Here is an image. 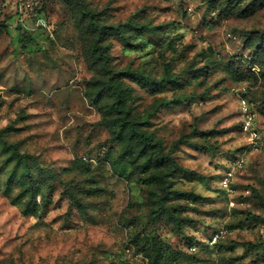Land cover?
<instances>
[{
	"label": "rangeland",
	"instance_id": "obj_1",
	"mask_svg": "<svg viewBox=\"0 0 264 264\" xmlns=\"http://www.w3.org/2000/svg\"><path fill=\"white\" fill-rule=\"evenodd\" d=\"M80 2L44 0L49 38L18 30L0 0V264H264V146L249 145L240 114L245 98L263 142L264 0ZM91 17L143 27L127 30L130 44L107 39L113 68L174 76L154 88L124 80L137 118L184 100L143 127L164 152L186 141L170 196L142 183L88 97L100 77ZM241 156L229 193L220 181ZM218 229L227 236L206 246Z\"/></svg>",
	"mask_w": 264,
	"mask_h": 264
},
{
	"label": "trees",
	"instance_id": "obj_2",
	"mask_svg": "<svg viewBox=\"0 0 264 264\" xmlns=\"http://www.w3.org/2000/svg\"><path fill=\"white\" fill-rule=\"evenodd\" d=\"M6 1L12 6L16 18L17 13L15 5L8 0ZM75 1L77 5L82 4L80 0ZM80 9L83 11L82 8ZM43 12L45 16H47L45 5L43 7ZM22 28L23 27H18V30L23 31L24 28ZM89 28L95 35L90 51V62L93 68L98 71L100 77L95 80L94 89L89 93V96H87L90 98L92 105L102 113V125L108 128L113 133V136L124 144L126 155H130V157H128V162L136 169L140 170L141 174L145 176L141 179L142 183L144 185H157V188L162 193V197L170 196L172 193L168 188L171 183V178L179 172L186 171V169L179 165L172 156L173 149L179 143H185L186 141L184 138H181L172 144L169 151L164 152L161 142L153 133H148L143 127L150 123L151 117L159 109L169 107L176 103L182 104L184 100H160L158 101V105L150 113L140 119L133 113V107L129 103L132 99V91L125 84L124 80L130 79L144 87L154 88L166 82H175L174 76L165 75L158 81L148 76L145 72L134 70L131 67L116 70L111 66V55L108 47L105 45L107 39L109 37H116L124 43L130 44V37L126 33L127 30L130 28L141 30L143 27L140 25L132 21L120 25H102L98 23L94 17H91ZM27 36L28 35H24V40L27 38L29 40L33 39ZM108 100H110V102H108ZM11 148H13L17 158L22 162H26V157L24 155L20 154L15 147L11 146ZM181 222L183 223V221ZM220 230L222 229L215 230L211 233L205 241L206 246H209V240L213 234ZM225 236H227V234ZM223 238L221 240H223ZM221 240L213 246H216ZM187 248L190 251H192V248H195V251L192 252H196L198 246L191 243ZM149 262L151 264H159V262L153 263L151 259Z\"/></svg>",
	"mask_w": 264,
	"mask_h": 264
},
{
	"label": "built area",
	"instance_id": "obj_3",
	"mask_svg": "<svg viewBox=\"0 0 264 264\" xmlns=\"http://www.w3.org/2000/svg\"><path fill=\"white\" fill-rule=\"evenodd\" d=\"M15 5L16 8V22L20 27L28 28L29 25L33 29L43 31L49 38L54 37L55 25L53 22L45 16L43 12V0H8ZM241 109V131L244 138L249 145L256 151H259L263 146L261 136L256 128V114L252 104L245 98L240 100ZM246 165L245 157H238L234 164L225 171L220 184L223 189L229 193H233V183L235 181L238 172L243 170ZM249 192V191H248ZM227 231L222 229L213 234L209 240V246L215 245L221 240ZM195 251V248L191 249Z\"/></svg>",
	"mask_w": 264,
	"mask_h": 264
}]
</instances>
